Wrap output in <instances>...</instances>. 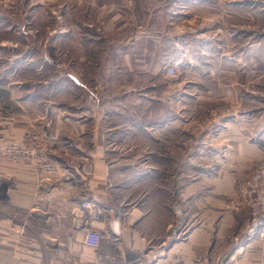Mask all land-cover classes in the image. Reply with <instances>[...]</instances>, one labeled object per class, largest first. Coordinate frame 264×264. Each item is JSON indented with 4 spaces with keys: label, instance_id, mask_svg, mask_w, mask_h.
<instances>
[{
    "label": "rangeland",
    "instance_id": "obj_1",
    "mask_svg": "<svg viewBox=\"0 0 264 264\" xmlns=\"http://www.w3.org/2000/svg\"><path fill=\"white\" fill-rule=\"evenodd\" d=\"M13 1L12 9L0 0V162H12L1 154L6 142L34 148L27 164L47 170L54 167L55 142L92 148L109 134L112 145H134L135 130L161 114L145 101L171 98L176 111L185 107L173 127L175 145L190 153L174 155L172 169L176 177L189 165L193 223L213 220L216 227L232 212L237 222L229 237L251 227L253 210L239 201L251 174L264 167V0ZM196 39L207 43L203 51L194 48ZM174 42L193 53L191 68ZM125 99L139 103L120 114L117 104ZM22 126L24 136L16 135ZM143 141L151 146L150 138ZM112 157L144 166L164 158ZM85 159L78 154V166L91 177L92 161ZM178 201L172 229L182 212ZM254 264H263L262 257Z\"/></svg>",
    "mask_w": 264,
    "mask_h": 264
},
{
    "label": "crops",
    "instance_id": "obj_2",
    "mask_svg": "<svg viewBox=\"0 0 264 264\" xmlns=\"http://www.w3.org/2000/svg\"><path fill=\"white\" fill-rule=\"evenodd\" d=\"M177 33L192 39L198 37L193 31ZM181 44L178 50V42L172 47L180 52L178 57H187L191 68L193 53L183 49L184 42ZM206 44L196 39L194 48L203 51ZM145 102L156 103L161 114L150 115L154 120L135 130L134 145H112L110 135L105 134L104 143L92 148H82L77 141L73 146L72 140L70 145L55 142L52 170L39 164L0 162V264H91L94 252L86 254L92 248L83 242V227L87 224L101 231L100 250L113 253L119 263L254 264L255 257L261 256L264 264V241L257 239L250 227L240 234L227 235L228 228L237 222L234 213L225 212L216 227L213 220L211 224L210 220L204 223L206 219L193 223L189 165L183 164L176 177L172 169L174 155L190 153L187 146L175 145L173 127L176 119H184L185 107L176 111L171 98ZM137 103L119 101L120 114ZM20 116L24 122L25 114ZM229 118L231 115L226 119ZM144 131L149 134H143ZM16 133L24 136V127ZM147 138L151 140L150 147L143 146V139ZM199 149L201 153L208 151L207 146ZM57 151L69 158H63ZM130 152L164 158L160 164L144 166L138 161L129 163L125 158L112 157ZM80 153L86 157L85 161H92L91 177L78 166ZM86 200L96 207L92 213L82 204ZM176 200L182 203V212L177 229H172ZM240 222L242 227L244 220L240 218ZM235 256H238L236 263Z\"/></svg>",
    "mask_w": 264,
    "mask_h": 264
},
{
    "label": "built area",
    "instance_id": "obj_3",
    "mask_svg": "<svg viewBox=\"0 0 264 264\" xmlns=\"http://www.w3.org/2000/svg\"><path fill=\"white\" fill-rule=\"evenodd\" d=\"M5 6L12 8L13 0H3ZM170 73L174 76L175 68L170 67ZM36 150L23 142H6L1 149L7 160L12 162L27 163L32 160ZM1 176V175H0ZM83 206L92 213L96 207L89 200L84 201ZM249 205L253 210L254 221L250 227L253 235L264 241V167L261 166L251 174L249 181L241 191L239 205ZM94 207V208H93ZM83 242L94 250V257L91 264H125L119 263L113 253L100 250L102 234L101 231L92 225H84Z\"/></svg>",
    "mask_w": 264,
    "mask_h": 264
},
{
    "label": "bare ground",
    "instance_id": "obj_4",
    "mask_svg": "<svg viewBox=\"0 0 264 264\" xmlns=\"http://www.w3.org/2000/svg\"><path fill=\"white\" fill-rule=\"evenodd\" d=\"M253 231V230H252Z\"/></svg>",
    "mask_w": 264,
    "mask_h": 264
}]
</instances>
